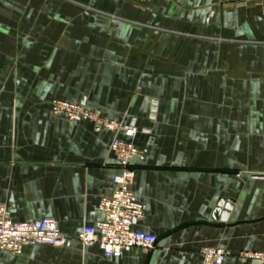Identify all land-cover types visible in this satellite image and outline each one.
Segmentation results:
<instances>
[{
    "label": "crops",
    "instance_id": "1",
    "mask_svg": "<svg viewBox=\"0 0 264 264\" xmlns=\"http://www.w3.org/2000/svg\"><path fill=\"white\" fill-rule=\"evenodd\" d=\"M52 99L136 127L133 228L157 242L0 249V264H202L206 246L256 264L239 254L264 252V0H0V204L75 238L103 217L123 134Z\"/></svg>",
    "mask_w": 264,
    "mask_h": 264
},
{
    "label": "built area",
    "instance_id": "2",
    "mask_svg": "<svg viewBox=\"0 0 264 264\" xmlns=\"http://www.w3.org/2000/svg\"><path fill=\"white\" fill-rule=\"evenodd\" d=\"M256 0H234L236 6H245ZM51 113L70 121H89L95 127L114 133L110 150L117 160V172L112 176L113 193L100 199L98 209L103 214L94 225L83 226L75 238L66 236L52 217L40 220L13 221L4 204H0V249L18 255L25 246L49 245L58 248L70 247L75 241L84 246L96 245L104 256L119 257L134 248L149 251L157 242L154 234L135 230L133 223L144 217V206L136 199L132 190L135 169L132 161H142L143 151L133 139L136 127L116 119L103 116L79 102L60 99L50 101ZM202 264H223L227 253L220 248L206 246L201 249ZM240 258L253 259L264 264V252L243 251Z\"/></svg>",
    "mask_w": 264,
    "mask_h": 264
},
{
    "label": "water",
    "instance_id": "3",
    "mask_svg": "<svg viewBox=\"0 0 264 264\" xmlns=\"http://www.w3.org/2000/svg\"><path fill=\"white\" fill-rule=\"evenodd\" d=\"M220 207H224V209L229 210L230 209V201H226L224 199H220L217 204V208L215 209V212L217 213L219 211ZM225 215V213H224Z\"/></svg>",
    "mask_w": 264,
    "mask_h": 264
}]
</instances>
